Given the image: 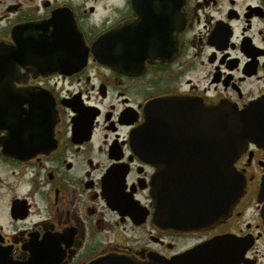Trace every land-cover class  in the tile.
I'll use <instances>...</instances> for the list:
<instances>
[{
    "label": "flooded vegetation",
    "instance_id": "flooded-vegetation-1",
    "mask_svg": "<svg viewBox=\"0 0 264 264\" xmlns=\"http://www.w3.org/2000/svg\"><path fill=\"white\" fill-rule=\"evenodd\" d=\"M0 44V264H264V134L234 201L207 187L218 141L135 137L165 96L264 100V0H0ZM186 210L212 220L170 224Z\"/></svg>",
    "mask_w": 264,
    "mask_h": 264
},
{
    "label": "water",
    "instance_id": "water-1",
    "mask_svg": "<svg viewBox=\"0 0 264 264\" xmlns=\"http://www.w3.org/2000/svg\"><path fill=\"white\" fill-rule=\"evenodd\" d=\"M5 48L4 45L0 44V77L9 69L8 66L4 67L3 65L5 61L3 57L9 54L14 55V59L18 60L16 55L20 54L15 50L2 52L1 49ZM29 51H23L24 57L29 54ZM14 102L15 100L11 99H0V125L4 124L2 120L8 118L11 110L14 109ZM154 103H149L145 108V119L135 137L144 141L146 145H151L154 143L156 135L168 136L171 134L170 128L180 123L184 126L183 130H180L182 134L196 133L200 139L202 137V139L218 141L215 145L211 144L210 147L220 146L225 148V152L222 150L221 159L211 160L210 164L213 165L212 177L209 176L207 187L217 189L218 184L223 186L225 195L229 194L231 201H234L235 196L239 193L242 178L235 173L233 162L237 159L242 146L246 145L249 139L264 134V100H256L242 110L234 108L226 102L209 105L194 100H180L173 95L160 98L157 101L159 105L157 111L154 109ZM177 104H182V111L178 115L175 114L172 107V105L175 107ZM173 120L180 122L175 123ZM216 162L220 163L222 167L215 168ZM154 189L155 200L159 203L157 180H155ZM157 207L159 206L157 205ZM228 208L227 206V210H229ZM224 210L226 208L218 209V213ZM212 211L186 210L170 214L169 216L173 218L170 224L187 228L207 223L212 220L210 214ZM92 264H119V255H107L103 257V260L93 261Z\"/></svg>",
    "mask_w": 264,
    "mask_h": 264
}]
</instances>
